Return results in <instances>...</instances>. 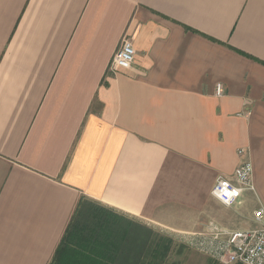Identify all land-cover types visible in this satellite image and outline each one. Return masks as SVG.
Instances as JSON below:
<instances>
[{
	"label": "crops",
	"instance_id": "obj_1",
	"mask_svg": "<svg viewBox=\"0 0 264 264\" xmlns=\"http://www.w3.org/2000/svg\"><path fill=\"white\" fill-rule=\"evenodd\" d=\"M125 35L134 63L111 72ZM244 159L253 189L227 207L212 187ZM82 197L104 264L150 263L157 232L242 229L243 204L256 225L264 0H0V264H49Z\"/></svg>",
	"mask_w": 264,
	"mask_h": 264
},
{
	"label": "built area",
	"instance_id": "obj_2",
	"mask_svg": "<svg viewBox=\"0 0 264 264\" xmlns=\"http://www.w3.org/2000/svg\"><path fill=\"white\" fill-rule=\"evenodd\" d=\"M136 50L130 37L124 36L114 53L109 70L119 72L130 68L135 60ZM224 93V85H216V94ZM240 155L244 148L238 150ZM253 164L244 159L235 168L232 176L218 175L212 187V195L227 207L240 202L245 190L253 189ZM255 226L242 229H229L216 222H209L202 229L185 231L179 237L198 251L224 264H264V208L253 211Z\"/></svg>",
	"mask_w": 264,
	"mask_h": 264
},
{
	"label": "trees",
	"instance_id": "obj_3",
	"mask_svg": "<svg viewBox=\"0 0 264 264\" xmlns=\"http://www.w3.org/2000/svg\"><path fill=\"white\" fill-rule=\"evenodd\" d=\"M102 208H104L102 205L85 197L80 199L76 212L49 264H104L101 263L100 258L105 244L99 239L98 231L95 228L94 234H91L86 231V222H80V217L85 214L86 209H89L93 217H97V210Z\"/></svg>",
	"mask_w": 264,
	"mask_h": 264
},
{
	"label": "rangeland",
	"instance_id": "obj_4",
	"mask_svg": "<svg viewBox=\"0 0 264 264\" xmlns=\"http://www.w3.org/2000/svg\"><path fill=\"white\" fill-rule=\"evenodd\" d=\"M241 207L242 209H238V214L233 212L230 215L231 222L228 224L233 228L253 227L248 220L244 221V217L242 216L245 212L244 209L248 211L249 206L243 204ZM157 233L172 237V242L169 245H164L167 242L166 240L165 242H161L160 245L156 243L154 248L149 247L148 250L152 249L153 252L148 257V260L151 261L148 264H224L187 244L177 234L172 233V236L170 232ZM156 235L159 236V234Z\"/></svg>",
	"mask_w": 264,
	"mask_h": 264
}]
</instances>
